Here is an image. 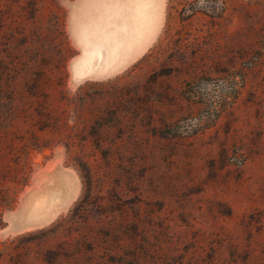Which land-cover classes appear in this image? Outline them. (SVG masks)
Returning <instances> with one entry per match:
<instances>
[{
  "label": "rangeland",
  "instance_id": "374dc122",
  "mask_svg": "<svg viewBox=\"0 0 264 264\" xmlns=\"http://www.w3.org/2000/svg\"><path fill=\"white\" fill-rule=\"evenodd\" d=\"M73 2L0 0V264H264V0H160L79 82Z\"/></svg>",
  "mask_w": 264,
  "mask_h": 264
},
{
  "label": "crops",
  "instance_id": "0c3cea01",
  "mask_svg": "<svg viewBox=\"0 0 264 264\" xmlns=\"http://www.w3.org/2000/svg\"><path fill=\"white\" fill-rule=\"evenodd\" d=\"M159 3H160V0H139V2L137 0L136 1L135 0H99V1L98 0H74L73 5H72V9H71V23H72V41H73L74 46L76 47V53L74 54V56L72 57V59L70 61V72H71V76H72L73 80L79 82V81L88 80V79H104V78L110 77L112 75H115V74L127 69L130 65H132L133 63L138 61L149 50V48L154 44V41L156 39V32L158 30V25H159L161 18H162V17L160 18V5H159ZM141 4H142V6H141ZM145 7L147 10L149 9L150 12H149V10L147 11L146 9H144ZM136 8H137V10H136ZM140 8H141V10L143 9L142 13H140V15H143V16H139L137 14L138 12H136V11L140 12L141 11ZM133 10H135V13H133L134 12ZM151 12H154V13L152 14ZM142 17H144V18H142ZM134 18H136L137 20L136 19L134 20ZM140 18H141V20H140ZM135 21L136 22L138 21L139 23H136ZM146 21H147V23H145ZM140 22L142 24L145 23L144 25L148 24L147 30L148 29H150V30L147 31L146 26L143 27ZM153 25H154L153 30H151ZM103 28L105 30H103ZM137 29H139L138 32L135 31ZM89 31L91 33H93V31H94V33H96L97 36H95L94 34L93 35L90 34ZM133 31H134V33H133ZM144 31H146V33ZM87 32H89V33H87ZM88 34H89V36H88ZM100 34H102L104 36H102ZM107 35H109V36H107ZM138 36L140 39L138 38ZM85 37L88 38L89 40L85 39ZM96 37L98 40V41L96 40L97 44L94 40ZM99 38L102 41H100ZM103 38L105 39V41L108 38V40H107L108 42H105ZM109 38H110V40H109ZM112 38H113V40H116L114 42H116V43L120 42L121 44L119 43V45L116 44V46H115V43L112 41ZM130 40L132 41V45H131ZM135 40H136V42H134ZM146 40H149V41H146ZM121 41H123V42H121ZM93 43H94V45H93ZM112 43H114V44L112 45ZM95 44H96V46H95ZM144 44H146V45H144ZM89 45H91L92 50H91V47H89ZM104 45H106V46H104ZM138 45H139V47H138ZM136 46H137L138 50L135 49ZM124 47H125V49H124ZM95 48L98 50H95ZM108 48H111V49L109 50ZM129 48H130V53H129ZM139 48H140V50H139ZM83 49L87 50V51L85 52ZM112 49H114V50L111 51ZM109 52H113V54H115V56ZM92 53H94V54H92ZM91 54L94 56H92ZM81 55L84 56L85 58L84 57L82 58ZM89 55H90V58H92V59H89V57H88ZM132 55H134V56H132ZM80 57L82 58V60H80L81 59ZM111 58H113V59L111 60ZM76 60L77 61L79 60L78 62H81V63H79V65H78V62ZM97 60H98V65L96 63ZM83 61H85V64H82ZM89 62H90V64H88ZM76 64H77V66H76ZM89 65H91L93 67H91ZM103 65H105V66H103ZM83 66L84 67L88 66V67L84 69ZM94 66H95V68H94ZM92 68H94L93 71H91ZM73 70H75V71L73 72ZM77 70H78V73H77ZM90 71L92 74L91 73L88 74V72H90ZM82 72H84V74L80 75V73H82Z\"/></svg>",
  "mask_w": 264,
  "mask_h": 264
},
{
  "label": "bare ground",
  "instance_id": "6f19581e",
  "mask_svg": "<svg viewBox=\"0 0 264 264\" xmlns=\"http://www.w3.org/2000/svg\"><path fill=\"white\" fill-rule=\"evenodd\" d=\"M98 1H99V0H98ZM135 1H136V0H135ZM137 1L139 2V0H137ZM98 3H99V2H98ZM98 3H97V4H98ZM142 3H143V2H142ZM138 4H139V3H138ZM94 5H95V4H94ZM141 6H142V4H141ZM137 8H138V7H137ZM137 8H136V10H137ZM138 9H139V8H138ZM144 9H146V7H145ZM151 9H152V8H151ZM140 10H141V8H140ZM142 10H143V9H142ZM142 10H141L140 12H139V11H136V12H138L137 14H138L139 16H143V15H140V13H142ZM146 10H147V9H146ZM148 10H149V9H148ZM148 10H147V11H148ZM133 11H134L133 13H135V10H133ZM147 11H146V12H147ZM149 12H150V10H149ZM154 12H155V11H154ZM154 12H151V13L153 14ZM137 14H136V15H137ZM146 14H147V13H146ZM144 17H145V16H144ZM144 17H142V18H144ZM153 17H154V16H153ZM146 18H147V17H146ZM135 19H136V18H134V20H135ZM136 20H137V19H136ZM138 20H139V19H138ZM140 20H141V18H140ZM144 20H145V19H144ZM153 20H154V19H153ZM135 22H136V21H135ZM143 22H144V21H143ZM136 23H139V22L137 21ZM140 23H141V22H140ZM145 23H147V21H146ZM145 23H144V24H145ZM141 24H142V23H141ZM141 24H140V25H141ZM144 24H142V26H143V27L146 26V30H147V25H148V24H147V25H144ZM100 27H101V26H100ZM149 27H150V26H149ZM153 27H154V25L152 26V29H151V30H153ZM95 28H96V27H95ZM134 28H135V27H134ZM92 29H93V28H92ZM135 29H136V28H135ZM144 29H145V28H144ZM144 29H143V30H144ZM103 30H105V29L103 28ZM131 30H132V29H131ZM148 30H150V29H148ZM148 30H147V31H148ZM106 31H107V30H106ZM135 31L138 32L139 29H137V30H135ZM83 32H84V31H83ZM89 32H90V31H89ZM89 32H87V33H89ZM144 32L146 33V31H144ZM101 33H102V32H101ZM128 33H129V32H128ZM133 33H134V31H133ZM90 34H92V35L94 34L95 36H97V34L94 33V31H93V33L90 32ZM103 34H104V33H103ZM105 34H106V33H105ZM138 34H139V33H138ZM138 34H137V35H138ZM141 34H142V33H141ZM81 35H82V34H81ZM100 35H102V34H100ZM142 35H143V34H142ZM83 36H84V35H83ZM88 36H89V34H88ZM98 36H99V35H98ZM102 36H104V35H102ZM105 36H106V35H105ZM107 36H109V35H107ZM91 37H92V36H91ZM93 37H94V36H93ZM129 37H130V36H129ZM141 37H142V36H141ZM79 38H80V37H79ZM89 38H90V37H89ZM110 38H111V37H110ZM110 38H109V40H110ZM133 38H134V37H133ZM138 38H139V36H138ZM138 38H137V39H138ZM149 38H150V37H149ZM149 38H148V39H149ZM85 39H88V38L85 37ZM85 39H84V40H85ZM90 39H91V38H90ZM99 39H100V38H99ZM103 39H104V38H103ZM139 39H140V38H139ZM88 40H89V39H88ZM88 40H87V41H88ZM92 40H93V39H92ZM94 40H95V42H96V44H97V41H98V40H97V37H96ZM96 40H97V41H96ZM107 40H108V38L106 39V41H105V39H104L105 42H108ZM100 41H102V40L100 39ZM112 41L114 42V41H116V40H113V38H112ZM117 41H118V40H117ZM127 41H128V40H127ZM130 41H131V40H130ZM137 41H138V40H137ZM139 41H140V40H139ZM146 41H149V40H146ZM85 42H86V41H85ZM118 42H119V41H118ZM121 42H123V41H121ZM134 42H136V40H135ZM144 42H145V41H144ZM88 43H89V42H88ZM101 43H102V42H101ZM114 43H115V46H116V44L119 45L120 42H119V43L114 42ZM114 43H112V45H113ZM141 43H142V42H141ZM145 43H146V42H145ZM80 44H81V43H80ZM86 44H87V43H86ZM96 44H95V46H96ZM120 44H121V43H120ZM136 44H137V43H136ZM146 44H147V43H146ZM146 44H144V45H146ZM87 45H88V44H87ZM93 45H94V43H93ZM93 45H92V46H93ZM101 45H102V44H101ZM106 45H107V44H106ZM106 45H104V46H106ZM127 45H128V44H127ZM131 45H132V41H131ZM95 46H94V47H95ZM102 46H103V45H102ZM115 46H114V47H115ZM134 46H135V45H134ZM86 47H87V46H86ZM86 47H85V48H86ZM89 47H91V45H89ZM89 47H88V48H89ZM99 47H100V46H99ZM122 47H123V46H122ZM138 47H139V45H138ZM140 48H141V47H140ZM140 48H139V50H140ZM108 49L110 50L111 48H108ZM108 49H107V50H108ZM121 49H122V48H121ZM124 49H125V47H124ZM127 49H128V48H127ZM135 49H137V46L135 47ZM83 50H84V49H83ZM91 50H92V47H91ZM95 50H98V49L95 48ZM113 50H114V49H112L111 51H113ZM137 50H138V49H137ZM84 51L86 52L87 50H84ZM92 52H93V51H92ZM122 52H123V51H122ZM109 53H112V54H113V52H109ZM129 53H130V48H129ZM80 54H81V53H80ZM92 54H94V53H92ZM92 54H91V55H92ZM95 54H96V53H95ZM127 54H128V53H127ZM96 55H97V54H96ZM113 55L115 56V54H113ZM116 55H117V54H116ZM81 56H82V55H81ZM86 56H87V55H86ZM92 56H94V55H92ZM127 56H128V55H127ZM132 56H134V55H132ZM83 57H84V56H82V58H83ZM88 57H89V59H92V58H90V55H89ZM111 57H112V56H111ZM80 58H81V57H80ZM82 58H81L80 60H82ZM84 58H85V57H84ZM108 58H109V57H108ZM78 59H79V58H78ZM112 59H113V58H111V60H112ZM87 60H88V59H87ZM121 60H122V59H121ZM124 60H125V59H124ZM126 60H127V59H126ZM76 61H77V60H76ZM78 61H79V60H78ZM78 61H77V62H78ZM77 62H76V63H77ZM87 62H88V61H87ZM90 62H91V61H90ZM90 62H89L88 64H90ZM113 62H114V61H113ZM113 62H112V63H113ZM79 63H81V62H78V65H79ZM91 63H92V62H91ZM96 63H97V65H98V60H97ZM74 64H75V63H74ZM82 64H85V61H83ZM88 64H87V65H88ZM109 64H110V63H109ZM74 66H75V65H74ZM76 66H77V64H76ZM89 66H91V65H89ZM103 66H105V65H103ZM83 67H84V66H83ZM87 67H88V66H85L84 69L87 68ZM91 67H93V66H91ZM94 68H95V66H94ZM94 68H92L91 71H93ZM74 69H75V68H74ZM74 71H75V70H73V72H74ZM91 71L88 72V74L91 73ZM75 73H76V72H75ZM77 73H78V70H77ZM73 74H74V73H73ZM83 74H84V72L80 73V75H83ZM91 74H92V73H91ZM83 77H84V76H83Z\"/></svg>",
  "mask_w": 264,
  "mask_h": 264
}]
</instances>
